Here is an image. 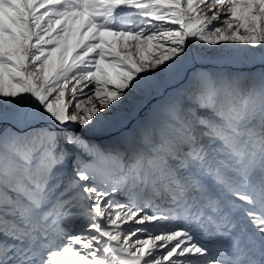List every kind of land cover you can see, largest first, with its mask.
I'll use <instances>...</instances> for the list:
<instances>
[{
  "label": "snow or ice",
  "instance_id": "obj_1",
  "mask_svg": "<svg viewBox=\"0 0 264 264\" xmlns=\"http://www.w3.org/2000/svg\"><path fill=\"white\" fill-rule=\"evenodd\" d=\"M0 264H264V0H0Z\"/></svg>",
  "mask_w": 264,
  "mask_h": 264
},
{
  "label": "rangeland",
  "instance_id": "obj_2",
  "mask_svg": "<svg viewBox=\"0 0 264 264\" xmlns=\"http://www.w3.org/2000/svg\"><path fill=\"white\" fill-rule=\"evenodd\" d=\"M205 67L211 71L235 72V73L246 74V73L255 72V71L259 70L261 68V65L259 63H256L255 65L243 64V63H240V64H220V63H217L213 60H209L206 63ZM240 68H241V70H240ZM176 87H179V85L177 84ZM94 103H95V101H94ZM155 103H156V100L154 99L152 104H150L148 106V109L152 105H154ZM102 111H106V110L102 109ZM76 130L79 131L80 134L83 135L86 140H89L91 142H95L98 144H109L111 142V137L106 133L105 134H94L91 132H87L84 129H76ZM125 227H127V225H125Z\"/></svg>",
  "mask_w": 264,
  "mask_h": 264
},
{
  "label": "water",
  "instance_id": "obj_3",
  "mask_svg": "<svg viewBox=\"0 0 264 264\" xmlns=\"http://www.w3.org/2000/svg\"><path fill=\"white\" fill-rule=\"evenodd\" d=\"M153 101H154V100H153ZM153 101H152V102H153ZM148 106H149V105H148ZM148 106L145 108V112H147V110H148Z\"/></svg>",
  "mask_w": 264,
  "mask_h": 264
},
{
  "label": "bare ground",
  "instance_id": "obj_4",
  "mask_svg": "<svg viewBox=\"0 0 264 264\" xmlns=\"http://www.w3.org/2000/svg\"><path fill=\"white\" fill-rule=\"evenodd\" d=\"M209 65V64H208ZM240 70H241V68H240ZM252 70V69H251Z\"/></svg>",
  "mask_w": 264,
  "mask_h": 264
},
{
  "label": "trees",
  "instance_id": "obj_5",
  "mask_svg": "<svg viewBox=\"0 0 264 264\" xmlns=\"http://www.w3.org/2000/svg\"><path fill=\"white\" fill-rule=\"evenodd\" d=\"M232 73H235V72H232Z\"/></svg>",
  "mask_w": 264,
  "mask_h": 264
}]
</instances>
